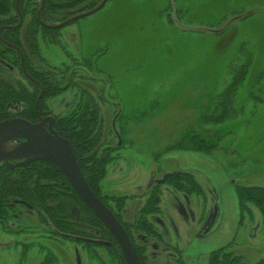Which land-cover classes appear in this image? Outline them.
I'll return each instance as SVG.
<instances>
[{"label":"rangeland","instance_id":"rangeland-1","mask_svg":"<svg viewBox=\"0 0 264 264\" xmlns=\"http://www.w3.org/2000/svg\"><path fill=\"white\" fill-rule=\"evenodd\" d=\"M64 22H51V28ZM43 35L41 59L32 61L56 73L63 90L44 107L61 118L77 114L86 99L98 105L102 142L116 147L99 195L128 225L143 257L153 260L155 241L156 257L165 247L150 240L137 217L157 188L159 209L148 207L145 217L157 229L155 219L166 221L165 210L170 224L164 238L189 262L207 264L209 254L224 246L246 264L263 261L264 206L247 203L239 225L236 187H264V0H108L96 13L45 32V42ZM15 72L3 74L27 84ZM61 73L65 79H58ZM85 74L90 83L78 84L81 91L63 88ZM237 80L233 103L219 105ZM211 134L213 143L205 139ZM187 135L214 146L208 154L173 149ZM174 172L192 174L202 191L161 182ZM51 184L54 194L65 193L60 182ZM123 196L118 211L115 199ZM176 200H188L197 219L218 208L211 237L198 239L196 219H184ZM66 209L73 219L82 217L72 202ZM18 212L0 223V264H122L111 250L60 237L34 213Z\"/></svg>","mask_w":264,"mask_h":264},{"label":"trees","instance_id":"trees-1","mask_svg":"<svg viewBox=\"0 0 264 264\" xmlns=\"http://www.w3.org/2000/svg\"><path fill=\"white\" fill-rule=\"evenodd\" d=\"M102 2L103 0H18V13L17 0H0V28H2L0 31V59L13 66L15 70L19 71L21 77L27 81V84L16 79H12V82L8 81L5 79L4 74L14 77L15 73H9L0 64V122L21 117L31 123H37L38 115L42 117L50 115L49 110L44 107L45 102L50 98L59 96L63 90L49 82L50 79L46 78V73L40 74L41 72H37L39 68L32 61V59L40 58L38 34H44L43 40L45 41V32L57 31V29L51 28V25H53L51 22L56 20L64 22L69 18L76 17L77 14L90 12L97 9ZM23 27L24 34L22 35ZM22 57L25 72L22 67ZM238 82L240 81H234L227 88L224 96L219 100V105L226 106L227 103H233V94L239 84ZM38 99L39 102L36 106ZM18 104L22 107L19 113L9 108V106H17ZM213 119L210 116L207 118L208 121H213ZM102 122L98 105L88 100L77 114L61 118L56 117L54 129L59 136L70 141L88 185L94 194L105 205H108L107 201L99 195V191L101 183L106 177L111 153L116 150V147L110 149V145L102 142ZM118 133L123 135L119 131ZM212 137L211 134L205 139H209L213 143ZM187 138H189L188 135L173 149L208 154L214 146V144L210 146L208 140L207 142L201 141L198 145L195 142L196 138L193 139L194 141H188ZM172 181L178 190H189L197 193L202 191L201 185L190 173L174 172L167 178L166 183H172ZM52 182H60L65 193L57 192L58 194H54L55 189L51 184ZM156 190L157 188L151 192L146 206L142 208L140 213L138 212L140 215L137 214L138 221L144 222L149 228L147 234L152 237H158L160 234L153 223L145 216L148 207L159 209L160 196L156 193ZM236 190L240 225L247 203L255 204L261 209L264 206V187L237 186ZM59 193L62 195H59ZM125 200L124 196L115 199L118 211L123 208V202L120 201ZM68 201L79 208L81 218L75 220L71 217L66 209ZM18 208L33 211L40 221L48 222L53 231L60 237L66 239L81 237L100 239L110 243L115 242L113 236L101 221L80 201L60 170L50 162L36 161L28 166L15 167L14 169L0 163V223L10 220L13 215H20ZM110 209L120 220L119 215L112 208ZM149 212L151 211L149 210ZM123 226L129 233L128 225L123 223ZM87 246L93 245L87 244ZM107 249L116 253V260H120L122 264H125L115 243L112 248ZM136 251L141 263L149 264L146 258L143 257L142 250L136 247ZM207 264L246 263L243 256H237L232 252H228L225 248H219L210 254ZM254 264H264V260Z\"/></svg>","mask_w":264,"mask_h":264},{"label":"water","instance_id":"water-1","mask_svg":"<svg viewBox=\"0 0 264 264\" xmlns=\"http://www.w3.org/2000/svg\"><path fill=\"white\" fill-rule=\"evenodd\" d=\"M107 1L104 0L97 9L76 16L54 28H62L74 21L96 13L105 6ZM0 64L9 71H13V68L1 59ZM54 122V117L42 119L38 124H32L22 118H14L0 122V163H4L10 169L25 167L36 161H47L56 166L84 206L101 221L113 236L123 255L125 263L141 264L135 246L128 233L115 214L90 188L78 164L70 141L59 136L53 128ZM71 238L78 242L97 246L111 247L113 245L106 241H97L81 237Z\"/></svg>","mask_w":264,"mask_h":264},{"label":"flooded vegetation","instance_id":"flooded-vegetation-1","mask_svg":"<svg viewBox=\"0 0 264 264\" xmlns=\"http://www.w3.org/2000/svg\"><path fill=\"white\" fill-rule=\"evenodd\" d=\"M65 23V22H64ZM68 25H70V24H68ZM67 25V26H68ZM67 26H64V27H67ZM64 27H62V28H64ZM62 28H58V29H62ZM57 29V30H58ZM2 30V28H0V31ZM44 41V40H43ZM45 42V41H44ZM23 62H24V59H23V57H22V67H23V71L25 72L26 70H25V68H24V65H23ZM12 68H13V71H9L7 68H5V69H7V71H9V73H16L15 71V68L13 67V66H11ZM38 68H39V70L37 71V72H41L40 74H43V73H46V78H50L51 76H53V85L54 86H58V83H57V81L55 80V78H57V75H56V73L54 74V73H52V74H49V73H47V72H45V71H43V69L41 68V66L40 65H38L37 66ZM25 75L29 78V79H31L26 73H25ZM70 76H73V77H75V75L73 74V72H70V74H69V77ZM78 76V75H77ZM86 74L84 75V79L83 80H76L75 79V81L77 82V84L76 85H73L72 87H69L68 85H69V81H68V83H66V84H64L63 86V88L64 89H66V91L67 90H69L70 88L71 89H78V91H81V89L79 88V86H78V84H80L81 82H83V83H90V82H88L89 80H87V79H85L86 78ZM59 77H62V78H66V75L65 74H63V73H61V74H58V79H59ZM5 79H7V77L5 76ZM8 81H10L11 79H7ZM72 81H74V79L72 80ZM36 82V81H35ZM37 84H39L38 82H36ZM70 84H71V81H70ZM85 85H87V84H85ZM67 87H68V89H67ZM85 87V89L86 90H88V87H86V86H84ZM44 93V91H43V89H42V94ZM38 102H39V99H38V101H37V103H36V106L38 105ZM85 103H87V99H86V101L83 103V105H79L78 106V108H77V111L79 112V110L81 109V108H83V106H84V104ZM9 108L10 109H12V111H14V112H17V113H19V112H21V105H17V106H9ZM48 110H49V108H48ZM48 117H53L52 115L50 116V115H47V116H44V117H42V116H39L38 115V121H37V123H32V124H38V123H40V121L42 120V119H46V118H48ZM16 118H21V117H16ZM55 118V121H56V117H54ZM11 119H14V118H11ZM7 120H9V119H7ZM54 124H55V122H54ZM47 127H48V123H47ZM53 128H54V125H53ZM55 130V129H54ZM56 131V130H55ZM57 132V131H56ZM166 180L167 179H165L164 181H163V183H165L166 184ZM155 182H157V181H154V183ZM162 183V184H163ZM151 184V183H150ZM149 184V185H150ZM163 186H164V184H163ZM109 209H110V207L108 206V205H106ZM175 207H176V210L178 211V213L184 218V219H190V218H192L194 221H195V219H196V223H197V225L200 227L199 228V231H198V233H197V237H198V239H200V240H203V239H208L209 237H211V235L213 234V230H214V228H215V225H216V222H217V220H218V218L220 217V214H219V210H218V208L216 209V210H213L212 212H210L208 215H207V218L206 219H204V217H200V218H198L197 219V216H196V214H195V211L193 210V208H192V205H191V203L187 200V202H184V203H182L180 200H176V203H175ZM111 210V209H110ZM24 211H26V212H30L31 213V215L33 214V211H28V210H24ZM164 213H165V215H164V213H163V215L162 216H164V217H166V221L165 220H161V218H159V217H157L158 219H155L157 222H156V227H157V230L159 231V236L158 237H152L151 236V238H150V240H153V241H155V240H159V242H163L162 244L165 246L164 247V249L162 250V252H160V257H159V255H158V257H156V253L158 254L159 252H156L160 247H159V245L156 243V241L154 242V243H151V246H154V250H155V253H153V256L151 257L153 260L151 261V260H147V262L149 263V264H162V263H160V259H164V263L163 264H194V263H191V262H189L186 258H185V256L184 255H182V252L181 251H179V250H175L173 247H172V245H170V243H168L166 240H165V238H164V231H165V226L167 225V224H170V218L168 217V215H167V213L165 212V210L163 211ZM19 216V215H18ZM116 216V215H115ZM118 219V218H117ZM169 219V220H168ZM119 220V219H118ZM120 221V220H119ZM120 223H121V221H120ZM153 223V222H152ZM122 225H123V222L121 223ZM154 224V223H153ZM124 227V226H123ZM125 229V228H124ZM127 232V231H126ZM128 233V232H127ZM128 235H129V237L131 238V240H132V242H133V244H134V246H135V243H134V238H135V236L133 235H131L130 233H128ZM144 235V234H143ZM148 235V234H147ZM147 235H144V237L146 238V237H148ZM140 237H142L141 235H139V238ZM86 239H89V238H86ZM91 239V238H90ZM92 240H97V241H102V240H100V239H92ZM141 241H143V242H147V240L146 239H140ZM75 242H78V241H76V240H74ZM82 243H84V242H82ZM115 244H116V242H114ZM114 243H112L113 245H114ZM113 245L111 246V247H105V246H101V247H105V248H112L113 247ZM95 246H97V245H95ZM116 246H117V244H116ZM118 247V246H117ZM119 248V247H118ZM220 248H225L227 251H228V246H224V247H220ZM135 249H136V246H135ZM217 249H219V248H217ZM217 249H215V250H213V251H216ZM212 251V252H213ZM174 252V253H173ZM211 252V253H212ZM228 252H232V251H228ZM121 253V252H120ZM210 253V254H211ZM232 253H234V252H232ZM210 254H209V256H210ZM235 254V253H234ZM122 255V254H121ZM208 256V257H209ZM122 257H123V255H122ZM123 260H124V258H123ZM125 261V260H124ZM208 261V260H207ZM141 262V261H140ZM126 264V263H125ZM142 264V263H141Z\"/></svg>","mask_w":264,"mask_h":264}]
</instances>
